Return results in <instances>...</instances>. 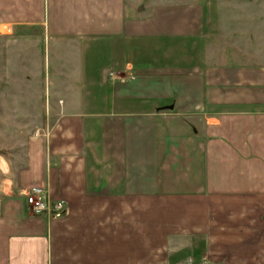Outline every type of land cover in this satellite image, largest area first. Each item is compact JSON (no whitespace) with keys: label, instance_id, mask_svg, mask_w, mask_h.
Here are the masks:
<instances>
[{"label":"crops","instance_id":"0c3cea01","mask_svg":"<svg viewBox=\"0 0 264 264\" xmlns=\"http://www.w3.org/2000/svg\"><path fill=\"white\" fill-rule=\"evenodd\" d=\"M3 37L0 264H264V0H0Z\"/></svg>","mask_w":264,"mask_h":264},{"label":"rangeland","instance_id":"374dc122","mask_svg":"<svg viewBox=\"0 0 264 264\" xmlns=\"http://www.w3.org/2000/svg\"><path fill=\"white\" fill-rule=\"evenodd\" d=\"M211 1H212V3L216 2V0H211ZM1 30L6 31L8 29L6 27H2ZM20 40H22V39H20ZM7 44L11 45V39L4 38V37L0 38V114H1V112L5 113L4 118H2V120L0 119V130H9L10 131L9 133H12L11 131L14 130L13 127H12V124L14 122H17L18 119H13V117H12V113H11L12 106H11V103L8 102V100L10 99V93H8L5 97H2L1 93L8 89L7 86H8V83H10V80L12 79L13 73H12L11 70H9V68L6 65L7 64V62L5 61V57L6 56L3 57V55H1L2 54L1 48L5 46V49H8L9 52H11V54H12V51L14 49H16L17 46L16 45L6 46ZM11 54H9V57H12L13 64H14V62H16V57L12 56ZM24 57L28 58L27 55H25ZM23 71L26 73L24 77H27L29 75L28 74V70L24 69ZM8 90H10V88ZM2 127H5V128H2ZM11 127H12V129H11ZM1 134L2 133L0 132V145L5 147L6 145H8L10 143L9 142H5L6 139H8V138H6V136L4 134L3 135H1ZM7 137H9V136H7ZM5 143H8V144L4 145ZM11 151L12 150H7V149H4V148H0V154H2V155H0L1 158L2 157L3 158L6 157L8 155V152H11ZM12 152H15V151H12ZM0 164H1V161H0ZM185 250H186V247L180 245V248H179V251H178L179 252V257L181 259H183L180 262V264H187V260L185 259V257H186Z\"/></svg>","mask_w":264,"mask_h":264},{"label":"built area","instance_id":"2783aa9c","mask_svg":"<svg viewBox=\"0 0 264 264\" xmlns=\"http://www.w3.org/2000/svg\"><path fill=\"white\" fill-rule=\"evenodd\" d=\"M26 201L34 214L61 217L68 212L66 203L62 200H50L43 185H32L26 190Z\"/></svg>","mask_w":264,"mask_h":264}]
</instances>
